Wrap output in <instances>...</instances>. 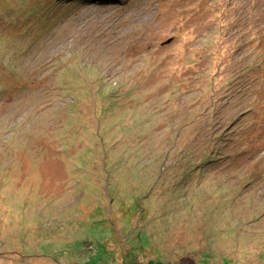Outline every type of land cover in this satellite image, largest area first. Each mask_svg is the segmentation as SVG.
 I'll list each match as a JSON object with an SVG mask.
<instances>
[{
	"label": "rangeland",
	"instance_id": "374dc122",
	"mask_svg": "<svg viewBox=\"0 0 264 264\" xmlns=\"http://www.w3.org/2000/svg\"><path fill=\"white\" fill-rule=\"evenodd\" d=\"M138 242L264 264V0H0V264Z\"/></svg>",
	"mask_w": 264,
	"mask_h": 264
},
{
	"label": "trees",
	"instance_id": "16d2710c",
	"mask_svg": "<svg viewBox=\"0 0 264 264\" xmlns=\"http://www.w3.org/2000/svg\"><path fill=\"white\" fill-rule=\"evenodd\" d=\"M76 1H82V0H76ZM75 1V2H76ZM39 234H42V236H44L45 234L43 233V232H41V231H39L38 233H37V235H39ZM47 234V233H46ZM48 242H50V241H48ZM42 243H43V245H44V240L42 241ZM47 243V242H46ZM46 243H45V245H46ZM138 243H140V242H138ZM43 245L42 246H38L37 248H39V250H40V252L41 253H43L42 251H41V248L43 247ZM138 245V244H137ZM137 245L135 246V247H130V250H131V253H130V250L128 249V247H126V249H125V247H124V250H126V252H125V255L124 256H121V258H122V260L120 261V264H124V260H126L127 258H131V259H135V260H139V259H141L142 257H141V255H142V253H143V251H144V244H141L140 243V247H139V249H138V247H137ZM89 246H86V245H81L80 246V248L78 249V252L76 253L77 254V259L80 261V262H82L83 260H85V259H87V256L85 255V254H87V255H89ZM52 249H53V246H52ZM85 250H87L86 251V253H85ZM143 250V251H142ZM118 252H120L119 250H118ZM121 253V252H120ZM46 254V256L47 257H49V258H51L50 256L52 255V254H48V253H45ZM107 254H111V252L109 251ZM53 256V255H52ZM90 256V255H89ZM65 257H66V255H65ZM64 258V257H63ZM73 259V258H75L74 256H71L70 257V259ZM144 259V258H143ZM51 260H54L53 258H51ZM102 260H103V258H102ZM101 260V261H102ZM145 260V259H144ZM55 261V260H54ZM117 261L118 260H116V259H106V260H104L103 261V264H117ZM146 261V260H145ZM57 263H55V264H66V262L65 261H63V260H59V261H56ZM68 263V262H67ZM151 262H146V264H150ZM130 264H133V263H130ZM138 264H143L142 263V261L140 260V262L138 261Z\"/></svg>",
	"mask_w": 264,
	"mask_h": 264
},
{
	"label": "clouds",
	"instance_id": "9594fccd",
	"mask_svg": "<svg viewBox=\"0 0 264 264\" xmlns=\"http://www.w3.org/2000/svg\"><path fill=\"white\" fill-rule=\"evenodd\" d=\"M64 1H66V0H55L56 7L59 8V6H61V4H62V7L64 9H66L67 7H84L87 5L94 4L95 0H82V1L68 0L67 6L63 5ZM52 11L54 12L55 9H53ZM49 18H51V17H49Z\"/></svg>",
	"mask_w": 264,
	"mask_h": 264
},
{
	"label": "bare ground",
	"instance_id": "6f19581e",
	"mask_svg": "<svg viewBox=\"0 0 264 264\" xmlns=\"http://www.w3.org/2000/svg\"><path fill=\"white\" fill-rule=\"evenodd\" d=\"M99 1H100V0H95V1H94V5H98V4H99ZM67 3H68V0L64 1V2H63V5L67 6ZM53 14H54V12L52 11V12L49 14V17H53V16H54Z\"/></svg>",
	"mask_w": 264,
	"mask_h": 264
},
{
	"label": "crops",
	"instance_id": "0c3cea01",
	"mask_svg": "<svg viewBox=\"0 0 264 264\" xmlns=\"http://www.w3.org/2000/svg\"><path fill=\"white\" fill-rule=\"evenodd\" d=\"M149 262H151L150 264H160L158 261L156 262V261H149Z\"/></svg>",
	"mask_w": 264,
	"mask_h": 264
}]
</instances>
